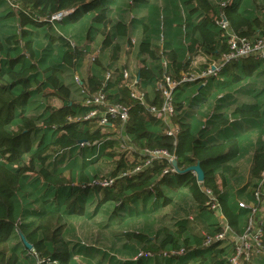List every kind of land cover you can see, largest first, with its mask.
Returning <instances> with one entry per match:
<instances>
[{"label":"trees","instance_id":"1","mask_svg":"<svg viewBox=\"0 0 264 264\" xmlns=\"http://www.w3.org/2000/svg\"><path fill=\"white\" fill-rule=\"evenodd\" d=\"M116 1L0 0V9L7 8L0 15V264H39V261L41 264H80L76 257L87 261L97 253L105 256L104 251L85 247L84 242L72 243L66 236V222L92 218L103 204L113 202L112 213L116 217L117 210L146 217L170 204L172 190L183 186L200 207L202 216L215 214L203 190L205 187L219 203L233 235H241L248 226L250 209L240 206L221 187L225 184V174L233 173L232 164L242 152L241 138L229 132L230 126L244 119L255 121L264 134V102H261L263 108L258 101L237 104L231 95L234 89L251 94L253 99L264 98V60L253 55L230 60L215 75L180 82L171 95L174 113L169 124L178 126L172 135L166 133L170 126L157 119L149 106L160 107L163 103L162 93L155 87L165 71L162 58L167 62V74L177 80L183 72L190 71L188 57L195 49L216 62L222 61L228 45L223 29L215 23L216 17L223 15L229 31L247 38L264 34V20L248 14V9L243 10L242 0H221L217 4L211 0H177L184 11L182 43L170 39L159 55L145 37L139 44V52L147 53L156 63L148 65L140 61L135 90L142 91L139 82L143 86L154 85L151 98L145 91L143 103L132 97L131 88L125 84L120 71L111 91L110 80L104 85L105 76L101 79L89 74L80 85L82 100L74 99L70 84H65L60 74L63 68L78 67L87 51L72 45L55 23L61 24L66 18L76 21L86 14L90 28L94 25L104 28L103 44L108 46L114 39L126 35L127 26L121 19L111 23ZM169 1L172 5L175 0ZM68 9L73 11L67 16L50 20L54 13ZM118 47V43L113 46L114 55ZM253 77L257 83L262 82L261 87L247 83L240 89L234 88ZM101 90L106 91L107 105L121 104L129 108L128 120L114 121L115 128L107 125L101 129L97 116L83 119L92 108L83 104V99ZM55 101L59 104L55 105ZM205 105L207 118L201 123L192 109ZM229 114L235 119L231 121ZM111 134L118 136L110 138ZM121 143L134 148L132 158L126 151L120 154L106 151L115 146L122 149ZM143 148L166 149L175 156L180 170L198 162L203 181L199 183L193 171H176L167 160L154 161L151 166L133 173L143 158L140 152ZM72 149L76 153L72 154ZM105 157L116 158L110 176L103 177L113 182L100 186L98 161ZM165 169L167 172H163ZM263 171L264 143L259 141L250 167L254 180L250 198L257 204L254 193L257 189L261 191L257 204L263 231L261 250H264V188L259 185V179ZM210 228L203 235L195 234L189 222L183 221L175 231L161 228L155 237L143 232L133 234L134 241L142 244V251L138 244L122 247L127 253H133L127 260L129 264H230L228 248H220L225 240L205 245L208 236L222 231L220 221L210 224ZM13 237L17 241L11 244ZM253 256L249 260L240 259L239 264H248Z\"/></svg>","mask_w":264,"mask_h":264},{"label":"crops","instance_id":"2","mask_svg":"<svg viewBox=\"0 0 264 264\" xmlns=\"http://www.w3.org/2000/svg\"><path fill=\"white\" fill-rule=\"evenodd\" d=\"M150 0H117L113 11L111 13V23L115 20L121 19L127 26L126 29V35L125 37H119L114 39L111 44L108 46L103 44V39L106 35V31L102 29V26H95L93 28H90V24L88 23V20L86 18V14L84 17L80 18L79 20L72 21L69 18H66L63 23L60 24V32L66 36L72 45H77L80 47H83L87 53L85 54V57L81 61L78 67L65 69L63 68V71L60 74L61 79L65 84H70L73 82H70L71 76L76 79L80 78L78 83L75 80V84H70L72 97L74 99L81 98L82 100V88L81 84L82 81L85 80L88 75H96V77H99L103 79L107 71H111V78H110V91L115 88V83L117 84V76L120 73V71H123L125 69L129 70L131 74H135L136 78L139 80L138 76V68L141 65L140 61L144 62V64L153 65L156 63V60L150 58L147 53H140L139 52V44L144 39L145 31H144V24H140V21H142V18L144 16V10L143 7L146 3H150ZM158 2L167 3L169 0H157ZM138 2H143L144 5H137ZM7 8H1L0 9V15L5 11ZM129 15V17H128ZM261 19L264 20L262 17ZM86 26V29H85ZM110 24L107 25V30L109 29ZM85 29L84 32L88 38L87 42L83 44L84 39L82 38V29ZM89 28V29H88ZM51 31V30H47ZM77 40L80 43H77ZM46 42V41H45ZM118 43V52L116 55L113 54V46ZM150 48L155 51L156 54H158V50L161 48H155L153 44L150 45ZM169 50V48H167ZM91 55L95 56V60L91 61L90 58ZM88 56V58H86ZM189 69H192L194 72L201 71L204 66L196 65L199 62V59L204 60L205 58L210 59L205 55L200 49H195L193 52H190L189 54ZM213 62V59H211L209 62H207L206 65ZM195 67V68H193ZM73 73V74H72ZM124 80V79H123ZM125 82V81H124ZM247 83H256V87L259 88L262 85V82L259 81L256 82V77L253 78H246L243 81H241L239 84H237V87L240 89L241 87L247 86ZM141 85L139 82V87L142 91H145L148 93L149 98L152 97V86L151 84H148L146 86ZM229 91V90H226ZM231 91V89H230ZM229 91V92H230ZM81 93V97H80ZM232 93V94H231ZM231 95L236 99L237 104L242 103H252V101L256 102L258 101L260 103V107L263 108V104L261 106V102H264V98H257L253 99L251 94L245 93V91L239 90L238 92L234 91V89L231 91ZM222 94V93H221ZM77 96V97H76ZM76 97V98H75ZM207 109V106L205 105L203 108L200 109L194 108L192 109V113H194L197 120H199L201 123L206 120V115H202L201 111L203 112L204 109ZM230 113V112H229ZM230 116V114L228 115ZM230 118V120H234ZM247 122V123H246ZM255 121H246L245 119L238 123V125H231L229 132L232 134H235L236 136L241 138L242 141V152L239 154V156L235 159L232 166L234 167L233 173L231 174H225V184L221 187V191L228 193L230 196H233L236 202H247L248 204L251 203V193H252V186L254 183V180L250 176V167L252 163V157L255 150L256 145L259 141H262L264 143V134L261 133V131L258 129L259 127L256 126ZM113 131V130H112ZM116 131V130H115ZM247 137L248 140H245ZM245 138V139H243ZM66 175L69 174L68 170L65 172ZM186 190L188 194V190L185 186L179 187L177 189H173L172 191V201H174L177 196ZM189 196V194H188ZM190 197V196H189ZM191 198V197H190ZM192 201V200H191ZM193 207L197 208V203L192 202ZM196 213V218L202 223V227L206 229V231H209L210 224L216 223L219 221V217L216 214H211L208 217L202 216L201 213ZM180 219V218H179ZM189 222V219L187 220ZM212 228V227H211ZM210 228V229H211ZM17 238L13 237L11 240V244L16 243ZM230 239H225V241L221 244V247H227L228 257L232 254V249L234 246V243L231 242ZM121 248H115L116 250H120L122 253L126 254V250L124 247L120 246ZM254 251V252H252ZM251 254L256 257L254 259V262L256 264H264V250H256L252 249ZM253 256V257H254ZM227 257V259H228ZM91 261V260H89ZM92 261L98 262V264H104L103 258L101 257L100 253L94 254V258ZM250 262V261H249ZM248 262V264H250Z\"/></svg>","mask_w":264,"mask_h":264},{"label":"rangeland","instance_id":"3","mask_svg":"<svg viewBox=\"0 0 264 264\" xmlns=\"http://www.w3.org/2000/svg\"><path fill=\"white\" fill-rule=\"evenodd\" d=\"M211 1L217 4L221 0ZM149 2V4L146 3L143 7L144 16L142 18V21H140V24H144L146 27L144 35L145 38L149 40L151 44H153L154 49H163L164 46H167V43L170 39L174 40L175 43L179 42L181 44L183 41V33L181 30L184 28L185 23L181 24V15L184 13V11H182V6H178V4L180 3L177 0H175L172 5L170 1L163 4H161V2H158L157 0H150ZM139 4L144 5L143 2H138L137 5ZM242 4L243 6H241L243 10L248 9V14L264 18V0H249V2L248 0H242ZM55 25H57L58 27L60 26V24L56 23ZM85 29L83 28L82 31L84 32ZM82 38L84 39L83 44H85V42H87L86 38H88L85 32L82 33ZM77 43L80 42L77 40ZM159 51L160 49L157 52L158 55ZM86 58H88V56H86ZM210 60L211 59L207 58H205L204 60L199 59V62L196 65L205 66ZM65 69L68 68L66 67ZM71 70L72 69L70 68V71ZM190 71L193 70L190 69ZM76 79L71 76L70 82L73 83L70 84H75L76 82L78 83L80 78L78 77ZM57 104H59V102L55 101V105ZM206 111L207 109L202 112V115H206ZM234 117L235 116L233 114H230L229 116V118L231 119H233ZM117 136L111 134L110 138H116ZM128 148L130 147L128 146ZM133 149L134 148L120 149L115 146L114 148L108 147L106 151H114L116 154H120L126 151V155L132 158L134 156L132 151ZM73 150L74 149H72L70 152L72 154L76 153L77 150ZM55 151L56 150L52 151V154L55 153ZM68 152L69 151H65V153ZM115 160L116 158L106 159L105 157V159H100L98 161L100 167L98 175L101 178L110 176L111 171L114 167ZM191 200L192 199L188 196L186 190H184L170 204L160 208L154 213L148 214L146 217L142 215L131 216L128 214H123L122 212H120V210H117L116 213L118 216L116 217L115 215H113L114 213H112L115 203H105L100 208L98 213L92 218L71 219L70 221L66 222V236L71 240L72 243L81 241L86 244L84 245L85 247L89 245L92 246L90 248H98L100 249V251H104L105 256L101 255L104 264H129V261L127 260L131 259L133 253L124 254L120 250L115 251V248H121L120 246L126 244L136 246L138 243L134 241L135 238L133 237V234L136 235L139 232H143L147 235H150L151 237H155V235H157V232L160 231L161 228L166 227L172 231H175L180 222L187 221L188 219L189 226L195 234L203 235L206 232V229L202 227V223H200L198 218H196V213L198 212V210H200V207L197 206V208L195 209L192 205V202L194 201ZM120 221H122V223ZM219 221L223 228V226H225V223L222 224L221 219H219ZM141 245L142 244H138L137 247L139 246L140 248ZM144 245L145 244L143 243V246ZM76 258L78 259L80 264H98V262L92 260L81 261L80 257ZM155 259L157 260V258ZM254 259H256L255 256L250 259L249 263L256 264L254 262ZM29 260H32V258H29ZM151 264H155V262Z\"/></svg>","mask_w":264,"mask_h":264},{"label":"built area","instance_id":"4","mask_svg":"<svg viewBox=\"0 0 264 264\" xmlns=\"http://www.w3.org/2000/svg\"><path fill=\"white\" fill-rule=\"evenodd\" d=\"M73 10H62L59 12L54 13L50 20H60L63 17L67 16L69 13H71ZM215 23L223 29L225 35H226V41L228 45V51L223 55L222 61H213L210 63L204 70L201 72H194V71H188L183 72L182 77L180 79H175L171 77L166 72L167 62L164 58L161 59V63L163 65V68L165 69L163 73V79L158 80L155 84V87L159 89L162 93L163 97V103L160 107H157L155 105L149 106V110L151 113L157 118L166 123V125H169L170 128L166 131L167 135H172L178 130V126L174 124H169L170 117L174 113V106L172 102V91L173 89L182 81H192L197 78H204L207 77L210 74H216L217 71L222 67V65L225 62H228L230 60L240 59L244 57H249L251 55L257 56L264 60V34L256 36L254 38H247L245 36L236 34L235 32L228 30V23L223 15H220L219 17L215 18ZM162 51H160V54ZM95 59L94 55H91L90 60L93 61ZM123 79L125 81V84L131 88V96L134 98H137L141 103L144 102V93L143 91H136V83L138 82V79L136 78L135 74H131V72L127 69L122 71ZM111 78V71H107L104 78V85L110 80ZM105 97H106V91L101 90L98 91L94 95H86V97L83 99V104L92 107L89 112L85 116H83V119H87L93 116L98 117V126L101 129H104L107 125H109L112 128H115L114 121L120 120L122 123L128 120V112L129 108L127 106L121 105V104H111L107 105L105 103ZM124 140V137H123ZM83 144V143H81ZM121 148H128V146L125 147L124 143H121ZM142 154V160L140 164L136 165L132 172H138L144 168H147L152 165L154 161H162L167 160L168 162H173L175 160V156L168 152L164 148H155V149H149V148H143L141 151ZM173 170V168H171ZM163 172H167V169H165ZM113 182V179L111 178H101L98 180V184L100 186H109ZM199 182V181H198ZM200 183V182H199ZM259 185L264 188V171L262 172V177L259 179ZM204 192L209 197V204L210 208L216 212V215H218L219 219H221L222 224L225 223V226H223L222 231L218 232L214 236H208L205 240V245H209L212 242L215 241H223L225 239H230L234 242V253L229 257L228 261L230 264H239L240 259L242 260H249L251 251L253 248H256L257 250H261V238L263 235L262 228L260 226L261 219L259 216H257V212L259 210V207L257 204L260 202V196L261 191L256 190L254 193L255 201L258 203L255 204L253 201L251 203H247L244 201L239 202L240 206L248 207L250 209V218L248 221V226L245 229V231L241 235H233L231 232L232 230L229 228L226 219L222 215L220 211V205L217 202V200L213 197L212 192L207 189L203 188ZM183 249H181L180 252H182ZM42 261H39V264H41Z\"/></svg>","mask_w":264,"mask_h":264},{"label":"water","instance_id":"5","mask_svg":"<svg viewBox=\"0 0 264 264\" xmlns=\"http://www.w3.org/2000/svg\"><path fill=\"white\" fill-rule=\"evenodd\" d=\"M172 164H173V167L175 168L176 171H178V172L193 171V173L196 176L197 181H199V182L203 181V178H204L203 171H202V169H201V167H200L198 162L196 164H194V165L188 166L187 168H185L183 170H180L178 168L177 163H176L175 160L172 162ZM23 241H24L25 246L28 249H31V245L29 243H27L25 240H23Z\"/></svg>","mask_w":264,"mask_h":264}]
</instances>
